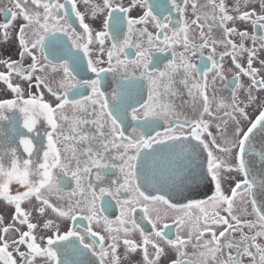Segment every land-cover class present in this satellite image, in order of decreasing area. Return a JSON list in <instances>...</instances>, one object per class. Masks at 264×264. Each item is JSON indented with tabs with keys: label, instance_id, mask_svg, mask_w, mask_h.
Segmentation results:
<instances>
[{
	"label": "snow or ice",
	"instance_id": "snow-or-ice-1",
	"mask_svg": "<svg viewBox=\"0 0 264 264\" xmlns=\"http://www.w3.org/2000/svg\"><path fill=\"white\" fill-rule=\"evenodd\" d=\"M0 17V264H264V0Z\"/></svg>",
	"mask_w": 264,
	"mask_h": 264
},
{
	"label": "flooded vegetation",
	"instance_id": "flooded-vegetation-1",
	"mask_svg": "<svg viewBox=\"0 0 264 264\" xmlns=\"http://www.w3.org/2000/svg\"><path fill=\"white\" fill-rule=\"evenodd\" d=\"M203 2V0H202ZM81 10H83V6H81ZM3 17H0V20H2ZM219 50V49H218ZM207 54V53H206ZM261 56H262V53H261ZM234 71V69H233ZM227 75L229 76V79H231V75L232 73L231 72H228ZM209 79H211V74H210V77ZM242 81L246 84L247 83V78L246 77H242ZM115 215H118V211L116 213L113 214V217L112 218H115ZM170 222V221H169ZM237 238H238V234H237ZM246 264H247V261H246Z\"/></svg>",
	"mask_w": 264,
	"mask_h": 264
},
{
	"label": "rangeland",
	"instance_id": "rangeland-1",
	"mask_svg": "<svg viewBox=\"0 0 264 264\" xmlns=\"http://www.w3.org/2000/svg\"><path fill=\"white\" fill-rule=\"evenodd\" d=\"M262 57H264V53H262Z\"/></svg>",
	"mask_w": 264,
	"mask_h": 264
}]
</instances>
